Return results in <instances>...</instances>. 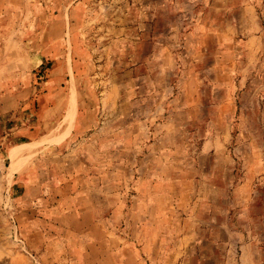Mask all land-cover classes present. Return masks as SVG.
Listing matches in <instances>:
<instances>
[{
  "label": "rangeland",
  "instance_id": "1",
  "mask_svg": "<svg viewBox=\"0 0 264 264\" xmlns=\"http://www.w3.org/2000/svg\"><path fill=\"white\" fill-rule=\"evenodd\" d=\"M247 1L262 35L252 54L244 47L241 5ZM261 4L0 0V91L14 92L21 107L29 103L32 108L37 93L47 87L65 91L70 82V96L76 94L91 109L83 152L88 156L94 147L102 152L104 182L119 187V201H103L101 207L102 248L62 232L51 233L42 245L34 243L15 217L6 186L0 195V264H92L95 259L174 264L176 257H186L187 264H216L214 246L201 237L184 244L183 257L167 255L178 240L177 219L152 213L148 229L141 230V207L126 200L133 195L127 187L137 177L134 169L145 161L154 176L180 169L183 185L191 184L200 200L213 201L214 221L223 219L229 206L237 209L234 201L243 194L257 201L247 218L257 233L253 264H264V101L254 92L264 87ZM90 72L94 78H87ZM3 120L0 127L8 123ZM245 134L260 139L251 141ZM147 152L152 156L142 157ZM112 164L118 170L113 175ZM245 178L244 189L238 188ZM213 179L219 182L215 190L209 189ZM205 205L198 207L200 228L212 217ZM234 223L243 224L237 215ZM215 233L225 240L224 230ZM105 248L108 252L100 253ZM222 248L217 256L239 264L237 237Z\"/></svg>",
  "mask_w": 264,
  "mask_h": 264
},
{
  "label": "crops",
  "instance_id": "2",
  "mask_svg": "<svg viewBox=\"0 0 264 264\" xmlns=\"http://www.w3.org/2000/svg\"><path fill=\"white\" fill-rule=\"evenodd\" d=\"M259 3H262L260 8L264 14V1L259 0ZM241 6L246 16L244 47L247 53L252 54L254 47L262 43L260 25L252 14L254 6L248 1ZM87 74V78L95 76L93 72ZM70 88V82L65 91L47 87L45 92L37 93L32 108L29 103L21 107L22 103L18 102L14 92L0 91V122L5 117L8 120L5 126L0 127V195L8 186L16 206L15 217L22 226H26L34 243L42 245L51 233L62 232L69 238L84 239L87 246L104 248L106 231L100 217L101 207L103 201H112L111 205L119 201V187L117 182H104V169L99 160L102 152L95 147L88 156L83 152L85 130L92 125L91 109L76 94L70 96ZM254 92L257 100L263 103L264 87ZM247 134L245 138L248 140L256 142L260 139ZM141 154L142 157L152 156L151 152ZM110 169L112 175L118 173L113 164ZM134 170L137 177L131 187H127L133 195L126 201L141 207V230L148 229L145 227L146 219L152 213L168 215L178 221L174 228L178 240L170 246L167 255L183 257L187 249L185 245L201 237L214 246V258L218 264H233L231 259L223 258L221 252L217 256L216 249L224 250L222 246L231 245L237 237L239 264H253L258 247L252 239L257 233L247 216L252 214V206L257 201L243 194L242 199L234 201L237 209L231 210L232 205L229 206L224 210L223 219L214 221L216 208L213 201L200 200L199 192H195L191 184L183 185L180 169L174 168L154 176L145 161ZM150 174L156 177L155 180L149 177ZM246 181V178L242 180L238 188L244 189ZM218 185L219 182L213 179L209 189L215 190ZM203 201L212 217L206 220L204 228H200L197 226L200 222L197 212L198 207L205 204ZM236 215L243 223L241 228L234 223ZM254 219H257L256 215H253ZM219 229L225 231L222 238L225 240L215 233ZM104 252H108L106 248L100 253ZM176 259L174 264H187L186 257L184 260ZM91 263L107 264L99 259L91 260Z\"/></svg>",
  "mask_w": 264,
  "mask_h": 264
}]
</instances>
